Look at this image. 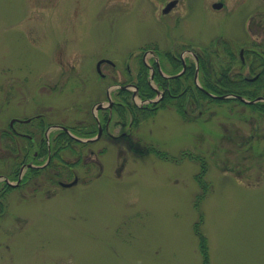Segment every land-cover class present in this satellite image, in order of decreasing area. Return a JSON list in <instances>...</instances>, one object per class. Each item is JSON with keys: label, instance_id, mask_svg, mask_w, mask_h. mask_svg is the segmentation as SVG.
<instances>
[{"label": "rangeland", "instance_id": "rangeland-1", "mask_svg": "<svg viewBox=\"0 0 264 264\" xmlns=\"http://www.w3.org/2000/svg\"><path fill=\"white\" fill-rule=\"evenodd\" d=\"M167 1L0 0V97L13 89L0 125L7 114L35 111L50 123L86 122L102 99L101 91L92 90L101 81L98 59L115 62L101 66L109 83L134 75L145 49H158L163 59L190 42L210 45L216 35L239 45L246 39L245 3H254L249 37L259 40L263 33L264 0H241L226 18L208 12L203 0H179L164 14ZM154 54L146 56L148 63ZM251 113L227 100L208 104L207 120L184 121L162 109L142 122L137 134L170 156L193 151L202 136L199 151L207 155L209 148L210 158L221 141L214 156L221 162L204 170L192 159L175 162L110 138L83 148L95 157L108 146L101 178L95 179V167H79L80 176L92 179L59 188L52 197L45 192L53 186L44 185L42 176L11 190L0 217V264H203L197 225L206 237L208 264H264V162L237 165L235 145L221 137L235 127L248 134ZM123 156L127 163L119 174ZM227 157L228 165L222 162ZM227 166L243 167V175ZM6 169L1 163L0 170Z\"/></svg>", "mask_w": 264, "mask_h": 264}, {"label": "flooded vegetation", "instance_id": "flooded-vegetation-1", "mask_svg": "<svg viewBox=\"0 0 264 264\" xmlns=\"http://www.w3.org/2000/svg\"><path fill=\"white\" fill-rule=\"evenodd\" d=\"M240 3L241 0H236V3L228 0H203L208 12L222 18L229 17ZM253 4L244 5V8L248 9L244 21L248 20V23L246 22L247 28L243 34L246 39L239 45L229 36L216 35L210 45L196 46L190 42L179 54L168 51L163 59L159 50L145 49L134 75L119 82L115 79L109 83L104 82L109 76L103 72L101 66L109 62L103 61L99 68L96 67L101 81L92 86L93 91H101L102 99H96L92 116L86 122L77 120L72 124H65L58 120L50 123L39 111L33 112L34 114H7V120L4 118L0 125V164H7L6 171L0 170V217H3L7 210L6 201L11 190L22 187L33 177L42 176L44 185L52 184L53 188L48 187L45 192L48 197L56 195L59 188H72L92 179L86 175L80 176L79 167H85L86 172L95 167V179L101 178L105 170L101 155L107 152L108 146L104 144L95 157L83 153L84 147L101 140L108 142L110 138L119 139L125 141L131 150L151 152L175 162L192 159L199 164L201 170L209 163H220L219 158L214 156L217 148H223L222 144L220 147L221 141L210 153V158H215L211 161L208 157L209 148L205 149L207 155L199 151L203 149L202 136L193 151L190 148L183 149L179 156L175 157L165 154L151 141L142 140L143 137L137 133L142 122L162 109L176 111L184 121L201 118L207 120L203 117L206 116L208 104L217 103L213 100H220L218 96L224 94L238 93L249 98L262 97V100L245 105L252 110L248 134L235 127L230 132L225 131L221 137L225 138L227 143L235 145L237 160L233 161L237 165L264 162V145H261L264 142V125L254 118L258 116L264 120V111L252 106L257 102L264 104V21L261 38H250L249 36L254 34L255 23ZM260 9L258 7L256 10ZM148 54H154L152 64L144 61ZM142 63L148 65L147 88L142 87ZM111 65L115 66V63ZM128 72L132 74L129 67ZM102 84L106 85L103 89ZM10 88H6L5 95L0 97V117L5 110L2 109L5 107L8 110L11 103L10 92L13 89ZM118 129L119 132L114 134L113 131ZM139 143H142L141 146H138ZM228 149H225V157ZM2 151H6V154ZM89 152L94 153L92 149ZM68 153L74 156L71 161L65 158ZM122 153L123 149H119V155ZM229 159L227 157L222 162L228 165ZM126 163L127 157L123 156L116 172L121 174ZM226 169L243 175V167L240 169L227 166ZM201 174L198 175V182L203 187L205 184L200 181ZM66 183L71 185H64Z\"/></svg>", "mask_w": 264, "mask_h": 264}, {"label": "trees", "instance_id": "trees-1", "mask_svg": "<svg viewBox=\"0 0 264 264\" xmlns=\"http://www.w3.org/2000/svg\"><path fill=\"white\" fill-rule=\"evenodd\" d=\"M162 54H164V53H162ZM141 70L143 72V75L141 77V79H142V87L143 88H147V87H149L148 83H147V80H146V76L148 74V67L145 64L142 63L141 64ZM236 87H238V86H236ZM250 97H252V96H250ZM213 101L219 102V101H222V100H213ZM236 101L240 102V100H238V99H236ZM210 102L211 101H208V103H210ZM240 103H242V102H240ZM252 106L255 109H257V110L264 111V104L262 102H257L256 104H253ZM62 134H64V132H62ZM196 228H197L198 233L200 235V245H201V250H202V254H203V264H208L209 256H208V250H207L206 237L199 232L198 225H197Z\"/></svg>", "mask_w": 264, "mask_h": 264}, {"label": "water", "instance_id": "water-1", "mask_svg": "<svg viewBox=\"0 0 264 264\" xmlns=\"http://www.w3.org/2000/svg\"><path fill=\"white\" fill-rule=\"evenodd\" d=\"M177 3V0H171V1H169L167 4H166V6L163 8V12H168L175 4ZM104 59H101V60H99L98 61V64H97V66H98V68H99V66H100V63L103 61ZM107 61H109V62H111V60L110 59H107ZM237 97H239L241 100H243V101H246V102H254V101H256V100H259V99H262V97H258V98H256V99H254V100H247V99H245L243 96H241V95H236ZM221 97H227V95H222ZM69 185V184H68Z\"/></svg>", "mask_w": 264, "mask_h": 264}]
</instances>
